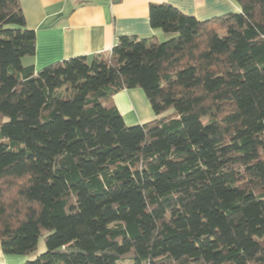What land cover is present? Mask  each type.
I'll list each match as a JSON object with an SVG mask.
<instances>
[{
	"label": "trees",
	"instance_id": "1",
	"mask_svg": "<svg viewBox=\"0 0 264 264\" xmlns=\"http://www.w3.org/2000/svg\"><path fill=\"white\" fill-rule=\"evenodd\" d=\"M35 71L19 0H0V248L23 264H264V0ZM142 88L156 119L112 101ZM172 108V112L160 116Z\"/></svg>",
	"mask_w": 264,
	"mask_h": 264
},
{
	"label": "crops",
	"instance_id": "2",
	"mask_svg": "<svg viewBox=\"0 0 264 264\" xmlns=\"http://www.w3.org/2000/svg\"><path fill=\"white\" fill-rule=\"evenodd\" d=\"M26 26L35 32L36 47L25 56L35 71L75 56L109 53L121 35L166 38L149 23L151 4H170L197 20L239 11L235 0H19ZM126 125L156 119L140 88L122 89L112 96ZM28 258L5 254L0 264H23Z\"/></svg>",
	"mask_w": 264,
	"mask_h": 264
},
{
	"label": "rangeland",
	"instance_id": "3",
	"mask_svg": "<svg viewBox=\"0 0 264 264\" xmlns=\"http://www.w3.org/2000/svg\"><path fill=\"white\" fill-rule=\"evenodd\" d=\"M164 39H165V38H160L159 40H160V41H163ZM21 61H22V64H23V65H26V59H25V57H23ZM140 89L142 90V88H140ZM142 92H143V94H144V96H145V99L147 100V102H148V104H149V101H148V99H147V97H146V95H145V93H144L143 90H142ZM149 107L151 108L150 104H149ZM151 110H152V109H151ZM171 112H172V108H169V109H167L166 111L162 112V114H161L160 116H165V115H167V114H169V113H171ZM154 114H155V113H154ZM156 117H159V116L156 115ZM44 250H45L44 238H43V237H40L35 254H33V255H19V256H26L28 259H32V258L35 257L36 254H39V253L43 252ZM126 263H128L127 260L124 261V262H120V264H126Z\"/></svg>",
	"mask_w": 264,
	"mask_h": 264
}]
</instances>
